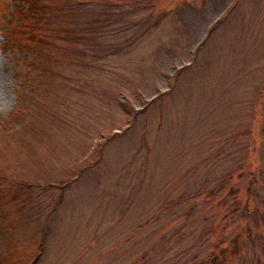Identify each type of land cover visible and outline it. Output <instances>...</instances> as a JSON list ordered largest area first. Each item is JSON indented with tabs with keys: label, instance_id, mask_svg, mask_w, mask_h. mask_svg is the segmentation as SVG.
Listing matches in <instances>:
<instances>
[{
	"label": "rangeland",
	"instance_id": "1",
	"mask_svg": "<svg viewBox=\"0 0 264 264\" xmlns=\"http://www.w3.org/2000/svg\"><path fill=\"white\" fill-rule=\"evenodd\" d=\"M0 264H264V0H0Z\"/></svg>",
	"mask_w": 264,
	"mask_h": 264
}]
</instances>
